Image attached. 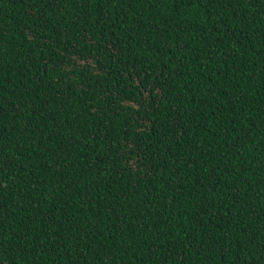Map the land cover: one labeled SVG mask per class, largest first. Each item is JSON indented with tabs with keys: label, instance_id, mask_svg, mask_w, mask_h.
Here are the masks:
<instances>
[{
	"label": "trees",
	"instance_id": "trees-1",
	"mask_svg": "<svg viewBox=\"0 0 264 264\" xmlns=\"http://www.w3.org/2000/svg\"><path fill=\"white\" fill-rule=\"evenodd\" d=\"M0 264H264V0H0Z\"/></svg>",
	"mask_w": 264,
	"mask_h": 264
}]
</instances>
